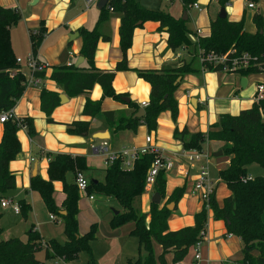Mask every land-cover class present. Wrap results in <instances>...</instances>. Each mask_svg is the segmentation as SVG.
I'll return each mask as SVG.
<instances>
[{
    "label": "trees",
    "instance_id": "1",
    "mask_svg": "<svg viewBox=\"0 0 264 264\" xmlns=\"http://www.w3.org/2000/svg\"><path fill=\"white\" fill-rule=\"evenodd\" d=\"M183 10L196 0H181ZM223 8L225 0H218ZM109 8L120 13L119 46L122 60L114 71L128 70L126 54L132 44L133 32L147 21L159 24V29H167V44L172 50L195 47L204 54L215 53L228 55V58L249 56V64L235 72L241 76L249 74H264V33L263 20L260 16L253 17L256 27L254 33L244 30L243 19L231 22L227 18L215 17L210 20V33L206 37H198L192 42V32L187 27V21L175 18L169 12L160 9H148L136 0H108L106 6L99 10L95 26L92 29L80 28L79 36L82 46L79 55L86 67L56 66L52 68L49 79L61 86L65 94L77 97L90 92L95 85L102 89V97L98 101L86 99L82 109L84 117L95 118L101 115L113 132L129 130L136 132L143 123L149 132L157 128V119L162 112H170L173 122L176 121L178 104L175 92L179 87V78L197 72L191 63H183L173 69L137 70L139 78L146 81L150 87L148 106L144 108V115L133 118L139 106L133 102L125 103L123 98L127 94H117L112 88L114 72H102L94 66V53L100 40L108 37L98 31V25L108 18ZM17 9L0 6V112L13 109L16 101L21 97L25 86L23 73L17 69L16 58L12 52L10 28L20 21ZM141 24H138V23ZM45 28L40 26L37 34H32L31 54L36 56L42 43ZM235 52V53H233ZM17 70L16 73L13 71ZM204 71H219V68L205 67ZM44 78L45 73L36 74ZM111 98L123 103L131 110L125 112H102L101 101ZM60 105L59 94L43 89L40 93V109L48 122L52 112ZM27 134L35 135L33 119L25 118ZM90 121L78 120L66 125V132L80 137L88 136ZM0 140V202L5 199L7 192L15 188V176L9 170V163L15 160L21 152V145L17 137L20 127L11 121L2 124ZM174 139L182 143L185 150H201L206 142H217L223 145V155L229 157L228 165L219 171V179L226 185L230 195L223 199L220 205L215 198V192L208 201V208L202 205L201 210L194 215V225L176 231H169L168 219L172 213L167 209L169 204H177L182 198L184 188L176 189L162 205L151 203L149 212L142 213L141 198L145 194V181L154 156L143 154L135 160L131 169H123L120 161L112 163L105 169L101 182L90 180L87 193L93 196L108 198L119 205L118 214H111L107 220L109 230L117 229L129 224L134 225L130 235L138 242L139 257L129 264H166L165 256L171 254L172 264H193L186 262V258L193 251L194 245L202 240L201 232L206 230L208 210L214 220L225 223L228 234L240 238L242 242V259L238 264H264V177L256 176L247 180L248 167L255 164L264 170V99L254 102L252 107L241 111L236 116L221 115L218 122L211 125L206 134L188 133L174 130ZM48 158V180L35 176L30 181V189L37 192L47 211L60 218L66 240L63 244L51 239L41 241V236L34 225L26 232V239L10 238L0 242V264H41L35 257L37 251L44 246L45 259L63 258L71 261L80 253H86L89 264H96L93 259L91 242L99 238L98 225L92 224L89 230L80 234L78 230V202L80 194L74 181L66 182L69 173L76 171L84 173L88 170L83 156L68 154L46 153ZM166 172L159 171L151 190L165 199ZM62 183L65 198L61 208L55 204L53 182ZM20 215L26 220L31 207L25 201L17 203ZM0 206V218L3 216ZM64 212V215H61ZM1 232V231H0ZM160 248L156 255L155 247ZM143 253V256H140Z\"/></svg>",
    "mask_w": 264,
    "mask_h": 264
},
{
    "label": "crops",
    "instance_id": "2",
    "mask_svg": "<svg viewBox=\"0 0 264 264\" xmlns=\"http://www.w3.org/2000/svg\"><path fill=\"white\" fill-rule=\"evenodd\" d=\"M252 1L256 6L253 9H249L247 8L246 0H225L223 8L226 12V18L231 22H238L243 19L244 23L248 19L249 28L245 30L244 25V30L248 33H254L256 27L253 23V17L258 15L263 20L262 32L264 33V0ZM164 2L166 1L164 0ZM211 2L212 0H209L207 6ZM196 3L199 5L200 1L197 0ZM215 3L218 5L215 14H210L206 9L202 10L199 5L200 10L197 11L200 14L197 15L193 22V29L189 26L191 15L188 10L184 11L182 9L177 13H169L175 18H182L184 14L186 15L187 27L193 34L191 40L196 42L197 36L206 37L209 35L210 20L218 17L222 7L218 0H215ZM28 5L32 6L33 9L26 11L25 9ZM96 5L97 2L89 8H85L84 0H37L36 2L34 0H0V6L17 9L21 16L18 24L10 28L12 52L16 59H21L17 69L23 74L28 73L26 60L31 55L30 37L32 34L38 33L40 26L45 28V33L36 57L49 67L45 73L42 85L40 87L25 88L13 107L14 114L18 118L22 120L25 118L33 119L35 135L30 137L26 129H20L17 132L21 152L15 160L9 163V170L15 176L14 190L17 193L14 197L6 195L5 199L10 198L16 203L23 200L30 207L32 206V203L36 200L35 194L37 192L30 189L31 179L38 176L43 180H48L47 169L49 160L46 157V153L68 154L73 157L83 156L88 167V170L83 174L88 181L93 180L94 182L103 181L107 166L104 165L103 158L93 152L91 146L99 145L103 140H106L113 150L132 146L143 147L145 146V137L150 134L153 140L152 143L161 148L166 158L174 159L179 157L183 147L182 143L173 137L175 129L178 131L185 129L190 134L198 132L206 134L210 126L218 122L221 115L236 116L241 111L250 109L255 102L256 87L264 85V74L261 73L241 76L238 73L204 71L197 57V48L170 49L167 44V29L163 28L160 30L159 24L153 21H147L134 30L132 44L126 54L128 70L114 71L116 65L122 60L118 34L122 15L118 12L109 11L108 18L98 25L100 34L108 37V39L106 41L100 40L97 43L94 53V66L102 72H114L112 88L115 93L127 94L125 98L129 102L137 104L140 109L143 103L149 102L151 87L146 81L138 77L137 70L173 69L183 63H191L192 67L197 71L180 78L179 87L175 92L178 104L175 122L172 121L170 112L165 111L159 115L155 131L149 132L141 123L136 132L129 130L113 132L101 115L95 118L82 115L83 105L87 98L91 101L101 99L102 89L99 85H95L87 94L70 98L65 94L61 86L49 79L53 67L75 65L78 57H81L79 52L82 46V39L79 35L77 37H71V35L78 33L80 28L92 29L95 26L99 15ZM144 5L146 4H142V6ZM92 7H95V9H91ZM144 7L147 8L149 6ZM196 30H199L200 34L196 35ZM80 66L86 67L84 60ZM43 89L65 97L52 112L50 116L52 122L47 121L46 115L40 109V93ZM101 111L125 112L127 115L131 113L127 105L111 98H104L101 101ZM78 120L90 121L88 136L80 137L66 132V125ZM2 130V124H0V140ZM222 148L223 145L217 142H206L203 146V149L208 152L211 149L214 157L223 156L222 151H220ZM219 152H221V155L218 154ZM31 159L34 161H30ZM228 163L229 157L223 163L224 167ZM182 164L174 162L173 169L166 174L165 201L176 189L184 188L182 198L176 205L174 204L168 219L169 231L193 226L194 215L202 208V202L191 193L196 171L191 169L186 175L185 166ZM67 176H70L69 183H72L74 175L69 173ZM249 176L251 175L249 174ZM251 177L253 178V176ZM214 181H216L215 198L221 205L223 199L228 197L230 192L218 175L217 180ZM53 188L55 204L58 208H61L65 198L62 191L63 185L61 182L55 181L53 182ZM96 197L98 196H94L93 200H85L94 203ZM150 201V192L145 193L141 198L142 213L147 214L149 212ZM100 202L111 204V209L105 213L104 222L101 223L105 234L120 239V232H125L126 236L121 239L133 237L130 235L134 228L132 224L122 227L119 233L107 228L109 216L115 210L119 212V207L114 206L113 201L108 198L103 197ZM78 208L80 213L81 199H79ZM2 209H10L13 212L11 208ZM79 213L77 216L79 221L78 230H80ZM50 215L53 216L52 214ZM58 219L60 218L53 216L52 221L57 222ZM94 221L91 220L87 224L88 230L92 224H97L99 231L97 240L104 239L100 225ZM36 230L38 231L37 228ZM0 231L2 240L10 239L7 238L8 236H3L2 229ZM80 231V234L87 232ZM205 233V239L200 249L201 261L199 264H238L241 261L242 242L240 238L228 234L225 223L221 220H214L210 210H208ZM64 238L66 240L65 235ZM159 252L160 248L158 247V249L156 248V253L159 254ZM167 256L170 258L171 254ZM193 261L194 252L192 251L186 258V262L193 263Z\"/></svg>",
    "mask_w": 264,
    "mask_h": 264
},
{
    "label": "rangeland",
    "instance_id": "3",
    "mask_svg": "<svg viewBox=\"0 0 264 264\" xmlns=\"http://www.w3.org/2000/svg\"><path fill=\"white\" fill-rule=\"evenodd\" d=\"M136 1L139 2L141 5L146 4L144 6H149L147 7L149 9H160L161 11L165 12L177 13L183 9V3L181 0H172L171 3H166L164 2V0ZM199 1V5L201 6L202 10L206 9L210 14H215V11L218 8V5L215 3V0H212V2L208 6L207 3L209 0ZM31 9H33V7L28 5L25 10L30 11ZM91 9H95V7H92ZM187 10L191 15V22L189 23V26L193 29V22L195 21L197 15L200 14V12L191 8V5H189ZM248 23L249 21L248 19H246L244 23L245 30L249 28ZM195 62L197 63V61ZM220 151H222V149ZM209 154V174L211 178L217 180L218 171L220 169L225 168V165H223V163L228 157L225 155H223L222 157H214L212 155L213 153L211 149H209ZM248 173L253 177H264V170L255 164L248 168ZM66 182H70V176H66ZM148 192H150V199H152L155 193H153L151 189L145 187V193ZM16 193L17 192L13 189L7 192V196L14 197ZM80 197L81 210L79 213V228L81 231H79H87V224L91 220H95L94 222L100 225L104 236V239L96 240L91 244L94 262L96 264H128L129 261L134 262L135 260H137L139 254L136 238L129 237L126 239H121L126 236L125 232H120V229L122 227L112 230L113 232H120V239L105 234L101 223L104 222V218L106 216L105 213L111 209V204L100 202L103 198L101 196L96 197V201L94 203L85 200L87 198L84 196ZM35 199L36 200L32 203L31 210L28 213L26 220H23L20 214L15 215L10 209H1V211L3 212V216L0 218V229L3 230V236H8L7 238H20L24 241L26 239V232L30 229L31 225H34L40 232V236L42 238L41 241L47 242L51 239H54L58 243L63 244L65 242V238L63 234L62 220L58 219L57 222L52 221V219H50L51 215L47 211L44 203L41 201L40 196L37 193L35 194ZM165 202L166 201L164 199H161L160 197V203L158 205H162ZM151 203L152 202L150 201L149 210ZM113 205L119 207L116 202H113ZM169 211H172V209ZM156 248L158 249V247H155V253ZM140 256H143V253H141ZM35 257L38 261H40L41 264H89V257L86 253H80L76 259L71 261H65L63 258H53L46 260L44 246H42L41 249L37 251ZM165 260L166 264H172L171 257L169 258L166 255Z\"/></svg>",
    "mask_w": 264,
    "mask_h": 264
},
{
    "label": "built area",
    "instance_id": "4",
    "mask_svg": "<svg viewBox=\"0 0 264 264\" xmlns=\"http://www.w3.org/2000/svg\"><path fill=\"white\" fill-rule=\"evenodd\" d=\"M85 8L91 7L98 0H84ZM166 2H171L172 0H165ZM247 1V8H255V3L252 0ZM192 8L200 10L198 3H193ZM112 11L111 8H109ZM200 34L199 30H196V35ZM235 53V52H233ZM202 69L205 70V67L219 68V71L224 73L235 72L237 69L245 68L249 64V56L243 54L239 57H234L229 59L228 55H218L215 53L204 54L201 50H198L197 55ZM21 59H16V64H20ZM68 66H71L70 64ZM26 68L28 70L27 74H23L24 82L23 85L25 88L28 87H40L44 81V78L37 76L36 74L46 73L48 70V65L44 62H41L37 59L36 56L30 55L26 60ZM17 70L13 71L16 73ZM22 73V72H21ZM264 99V85H258L256 87V93L254 96V101L258 103ZM148 106V103H143L142 108ZM11 121L16 123L20 129H26V126L23 124V120L18 118L13 109L8 111L0 112V124ZM152 136L148 134L145 137V146L143 147H122L119 150H113L106 140H103L99 145H92L91 148L93 152L97 155H100L103 158L105 166H110L116 161L121 162L123 169H131L134 165L136 159H138L143 154H151L154 156L152 166L150 167L148 174L146 176L145 186L148 189H151L159 171L163 170L166 173L170 172L174 167V162L183 163L185 166L186 175H188L189 170L195 169L196 174L193 180V186L191 193L195 195L201 202L202 205H206L208 208V201L211 195L214 194L216 189V181H214L209 174V162L210 154L207 150L201 149H183L179 157L174 159L166 158L163 155V151L158 146L154 145ZM30 161H34L31 159ZM252 179L251 176L247 177V180ZM74 183L76 184L80 196H84L89 200H93L94 196L87 193V187L89 181L82 172L76 171L74 174ZM1 208H11L15 214L20 213V207L16 202H13L10 199H2L0 202ZM53 219V216H50ZM205 231L201 232L202 240L198 241L193 248L194 252V261L193 264H199L201 261L200 249L202 243L205 239Z\"/></svg>",
    "mask_w": 264,
    "mask_h": 264
},
{
    "label": "water",
    "instance_id": "5",
    "mask_svg": "<svg viewBox=\"0 0 264 264\" xmlns=\"http://www.w3.org/2000/svg\"><path fill=\"white\" fill-rule=\"evenodd\" d=\"M36 1H37V0H34V2H36ZM107 2H108V0H98L97 5H96V8H97L98 10L104 8V7L106 6ZM218 18H220V19H224V18H226V12H225V9H224V8H221V9H220V12H219V14H218ZM186 19H187V17H186V15L184 14V16L182 17V20L186 21ZM138 24H141V23L139 22ZM78 35H79L78 33H74V34L71 35V37H72V36L77 37ZM82 62H83V58H82V57H78V59L76 60L74 66L77 68L78 66H80V64H81ZM179 81H180V78L177 80L176 83H178ZM59 98H60V101H61V102L63 101V99H65V97H64L63 95H60ZM123 101H125L126 103L129 102V100H128L127 98H123ZM143 115H144V109H143V108H140V109L138 110V112H137L136 114L133 115V118H135V119H139V118H141ZM218 154H221V152H219ZM151 202L154 203V204H159V203H160V195H159L158 193H155V194L153 195L152 199H151ZM173 206H174V204H169V205L167 206V209H168V210H171V209L173 208ZM113 212H114L115 215L118 214V211H116V210L113 211ZM61 215H64V212H61ZM1 240H2V239H1V237H0V242H1Z\"/></svg>",
    "mask_w": 264,
    "mask_h": 264
}]
</instances>
